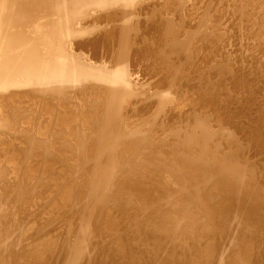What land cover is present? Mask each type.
<instances>
[{
  "label": "bare ground",
  "instance_id": "bare-ground-1",
  "mask_svg": "<svg viewBox=\"0 0 264 264\" xmlns=\"http://www.w3.org/2000/svg\"><path fill=\"white\" fill-rule=\"evenodd\" d=\"M0 264H264V0H0Z\"/></svg>",
  "mask_w": 264,
  "mask_h": 264
}]
</instances>
